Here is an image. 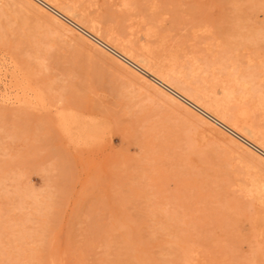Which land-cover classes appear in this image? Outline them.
I'll return each instance as SVG.
<instances>
[{
    "label": "rangeland",
    "instance_id": "374dc122",
    "mask_svg": "<svg viewBox=\"0 0 264 264\" xmlns=\"http://www.w3.org/2000/svg\"><path fill=\"white\" fill-rule=\"evenodd\" d=\"M50 2L104 40L0 0V264H264V150L107 44L264 148V0Z\"/></svg>",
    "mask_w": 264,
    "mask_h": 264
},
{
    "label": "bare ground",
    "instance_id": "6f19581e",
    "mask_svg": "<svg viewBox=\"0 0 264 264\" xmlns=\"http://www.w3.org/2000/svg\"><path fill=\"white\" fill-rule=\"evenodd\" d=\"M38 3H40L43 7H45L46 9H49L50 10V12H52V13H54V15H56L57 16V18L59 17L60 19H63L64 21L66 20L67 22H69L71 25H73V26H75L74 28H77L79 31H81V32H83V34L85 33L86 34V36L87 37H89L90 39L92 38V36H90V34L89 33H91V34H93L94 36H96L97 38H99V39H102V40H104L103 39V36H101L99 33L100 32H98V31H96L95 33H94V31H93V29H91V27H86V25L82 22V24H84V26L81 24V22H79V21H75V20H73L74 19V17L76 18V16H71L70 17V13L68 14V12H65V10L67 11V9H63V8H59L58 6H56V4H54V3H51L50 2V0H36ZM74 9V8H73ZM64 10V11H63ZM75 14V13H74ZM76 15V14H75ZM50 16V15H49ZM48 16V17H49ZM56 16H53V17H55L56 18ZM47 17V18H48ZM50 20V19H49ZM54 21V20H53ZM52 21V22H53ZM79 22V23H78ZM57 24V23H56ZM70 25V26H71ZM59 26H61V24L59 25ZM62 28V27H61ZM82 28L84 29V30H86V31H84V30H82ZM104 29V28H103ZM89 32V33H88ZM102 37V38H101ZM106 43V42H105ZM107 44L112 48V49H114V50H116L118 53H119V56H120V54H121V56H123V57H125L126 59H129L131 62H133L134 64H132V63H130V62H128L126 59H123V60H126V61H124L125 63H127L128 65H130L131 67H134V68H136L137 70H139L138 69V67H140V68H142V69H144L145 70V74H146V71L151 75V76H153L152 78H149V77H147L148 78V80H150L151 82L153 81L154 83H156V84H158V86H161L162 88H164V90L165 91H168L169 92V94H171V95H173V97H175V99H178V100H180V101H182L183 103H185L186 105H188L189 107H191L192 109L193 108H196V109H198V113H200L201 115H203L206 119H208V120H210V121H212L213 123H215L216 124V126L218 125L220 128H222L223 129V131L225 130V131H227V132H229L230 134H232V135H234L235 137H237L238 139H240L241 141H242V143H244L248 148H250V149H256V150H253L254 152L256 151H258L259 149H262V150H264V148H262L260 145H258L256 142H254L253 140H251L250 138H248L247 136H245V135H243L242 134V132H240L239 130H236L234 127H232V123H228V121H225L224 119H222V118H220V117H218V115H215L214 113H212V112H210L208 109H206V107H204L203 105H201L198 101H196L195 99H194V97H192L191 95H189V94H186L185 92H182L180 89H178V88H176L174 85H172L166 78H167V75L165 76L164 74H161V73H157L155 70H154V68H151V67H147V65L145 64V61L144 60H139L141 63H143V64H145V65H143V66H141L140 65V62H138V61H136V60H134L133 59V57H132V55H130V53H128V52H125L124 50L123 51H121V49L120 48H116L117 47V45H115V47L112 45L113 43H109V42H107ZM118 44V43H117ZM98 45V44H97ZM118 49H120V50H118ZM108 50H110V49H108ZM120 60H122V59H120ZM122 60V61H123ZM138 66V67H137ZM140 71V70H139ZM142 72V71H141ZM162 73H163V71H162ZM172 82V81H171ZM179 87V86H178ZM198 87V86H197ZM196 87V88H197ZM167 92V93H168ZM233 92V91H232ZM199 93V92H198ZM207 93V92H206ZM225 93H223V95H224ZM232 96V95H231ZM215 97V96H214ZM217 102V101H216ZM224 105V104H223ZM236 105V104H235ZM220 108V107H219ZM235 108V107H234ZM237 109V108H236ZM239 111V110H238ZM246 111V110H245ZM248 113V112H247ZM248 115V114H247ZM241 117V116H240ZM248 117V116H247ZM234 118H235V116H234ZM244 118V117H243ZM235 119H237V118H235ZM245 119V118H244ZM249 119V118H248ZM247 119V120H248ZM246 120V121H247ZM229 121H231V120H229ZM237 122V121H236ZM245 122V121H244ZM244 122H243V124H244ZM242 124V125H243ZM252 124H253V122H252ZM245 132V131H244ZM253 132V131H252ZM242 137L245 139H242ZM246 140H247V142H246ZM251 144H254L255 145V147L254 146H252ZM246 147V148H247ZM251 147H253V148H251ZM259 148V149H258ZM260 151V150H259ZM258 153V152H257Z\"/></svg>",
    "mask_w": 264,
    "mask_h": 264
}]
</instances>
